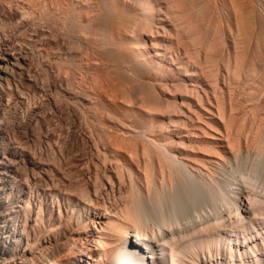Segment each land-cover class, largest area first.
<instances>
[{
    "label": "bare ground",
    "instance_id": "obj_1",
    "mask_svg": "<svg viewBox=\"0 0 264 264\" xmlns=\"http://www.w3.org/2000/svg\"><path fill=\"white\" fill-rule=\"evenodd\" d=\"M20 1L0 0V264H264V0ZM78 141L115 191L95 161L65 180Z\"/></svg>",
    "mask_w": 264,
    "mask_h": 264
},
{
    "label": "rangeland",
    "instance_id": "obj_2",
    "mask_svg": "<svg viewBox=\"0 0 264 264\" xmlns=\"http://www.w3.org/2000/svg\"><path fill=\"white\" fill-rule=\"evenodd\" d=\"M5 1H7V0H5ZM21 1L19 0V3H20ZM78 78V81H76V80H73V83H74V90H75V88H76V93H75V96L76 97H78V99H81V97L83 96H85L86 97V94H91L90 92H93L92 91V89H91V81L89 80V81H87V82H81L80 81V77L78 76L77 77ZM80 83V84H79ZM73 85V84H72ZM76 85H78L77 87H76ZM81 85H83V86H81ZM85 85V86H84ZM83 87V88H82ZM78 89V90H77ZM74 91V92H75ZM78 91V92H77ZM80 91V92H79ZM81 93H84V94H81ZM79 95L80 94V96L81 97H79V96H77V95ZM93 94V93H92ZM82 100V99H81ZM84 101V100H83ZM39 104V103H38ZM37 104V105H38ZM41 106V105H40ZM39 105H38V107H40ZM39 109V108H38ZM52 111V110H51ZM21 112H25L24 110L23 111H19L18 113H20V114H18V116L19 115H21ZM49 112H50V110H49ZM51 113V114H50ZM49 114H48V116L49 117H51L52 119H53V115H54V113H52V112H50ZM22 115H24L23 113H22ZM21 115V116H22ZM52 115V116H51ZM56 116H58L57 114L55 115V118L54 119H56ZM61 116V115H60ZM20 117V116H19ZM59 117V116H58ZM65 117V116H64ZM62 118V117H61ZM65 119V118H64ZM64 119H62V120H64ZM37 133V132H36ZM48 135L49 136H47V137H49L50 139L52 138V136H53V133H51V132H49L48 131ZM38 134V133H37ZM51 134H52V136H51ZM51 136V137H50ZM53 139V138H52ZM86 141H87V138H86ZM86 141H84V142H82V145L80 144V142L78 141V143H73V148H74V146H76L75 144H79L78 146H80V147H78L79 148V151H82L83 149L84 150H86V151H82V152H78V149H77V151H76V149H74L76 152H74V154H73V152H72V154H71V156L70 157H72L73 155V157H75V158H70L71 159V163L69 164V166L70 167H68L69 168V170L66 172V176H65V180L66 181H68V182H71L72 184L73 183H77L78 184V182L80 183H84L85 181H89V178L91 179V177L89 176V172H91V171H94L93 170V164H95V163H97V166L100 164L99 162L101 161V159L99 160V158L98 157H94L93 158V156H92V159H91V156H89L88 155V153H89V149H88V146H89V144L91 145V142L90 141H88V142H86ZM77 142V141H76ZM86 142V143H85ZM88 145L87 147H86V149H85V147L83 148V146L84 145ZM37 145V144H36ZM39 145H37L36 146V150L38 151L39 149V147L41 148L40 150H43V151H38V152H40L41 154H42V158H44V159H46V158H50V160H52L54 157H49V155H51L52 153V151L53 150H55V152H56V147H54V145L52 146L51 145V147H52V151H50V149H49V151H47L48 149V147H46L45 145L43 146V145H40L39 147H38ZM82 146V147H81ZM50 147V148H51ZM35 148V147H34ZM82 148V149H81ZM45 149H46V151H45ZM81 149V150H80ZM91 149V148H90ZM36 151V152H37ZM54 152V153H55ZM83 152H85V153H83ZM87 152V153H86ZM78 153V154H77ZM82 153V154H81ZM49 154V155H48ZM53 155V154H52ZM82 155H84V156H82ZM25 157H26V155H25ZM24 157V158H25ZM52 158V159H51ZM38 160V159H37ZM97 160H98V162H97ZM94 161H95V163H94ZM39 162V161H38ZM44 162H46V161H44ZM105 162V161H104ZM108 162V163H107ZM107 162H105V163H103V165H102V162H101V164H100V167L98 166V168H94L95 170L97 169L98 171H97V174L100 176H98V178H100V179H98V181H100L101 180V182L104 184V185H102V183L101 182H99V185H100V183H101V187L102 186H104V187H102V191H106L107 189H108V191L110 192L111 190H112V188H113V191H115L116 189H117V187H119V185H118V181L119 180H117V175H116V173H113V172H117L115 169H113L114 167H115V164L114 165H112L111 163H109V161H107ZM40 163H42V164H44L43 162H40ZM50 163H51V161H50ZM47 164V163H46ZM92 164V165H91ZM112 168V169H111ZM89 169H92V170H90L89 172H88V170ZM112 170H114V171H112ZM112 172V173H111ZM64 175V174H63ZM116 175V176H115ZM89 176V177H88ZM108 176V177H107ZM109 177H110V180H109ZM119 179V178H118ZM84 181V182H83ZM98 181H97V183H98ZM118 185V186H117ZM111 186H112V188H111ZM41 243V242H40Z\"/></svg>",
    "mask_w": 264,
    "mask_h": 264
}]
</instances>
